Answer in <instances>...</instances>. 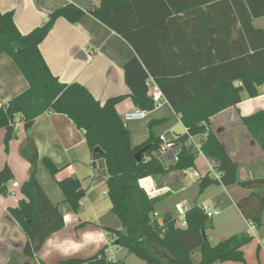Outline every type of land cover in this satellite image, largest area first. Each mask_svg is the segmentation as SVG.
<instances>
[{"label": "trees", "instance_id": "1", "mask_svg": "<svg viewBox=\"0 0 264 264\" xmlns=\"http://www.w3.org/2000/svg\"><path fill=\"white\" fill-rule=\"evenodd\" d=\"M221 1L224 0H200L197 4L190 2L185 8L177 0H101L99 8L90 11V14L138 51L144 50L143 34L171 25L182 14H207L204 6ZM247 1L251 21L263 18L264 5L256 0ZM85 14V11L70 4L51 13L48 20L30 34L22 35L14 22V13L0 11V56L13 59L29 84L25 93L0 106V130L6 131V150L17 137L18 118L28 132L37 118L45 113L67 116L78 130L83 131L91 151L99 147L103 152V155L95 156V161L102 162L107 195L112 204L111 213L122 226L119 230L104 229L114 236L118 247L147 264H246L244 248L253 242V236L239 234L212 246L206 233L211 218L200 206L186 213V228L178 226L177 218L171 214L165 215L164 225L160 227L153 215L161 198L150 199L140 187V180L152 177L158 182L172 172L195 168L197 155L185 143L189 134L206 135L201 144L202 152L208 160L216 162L222 176L217 181L211 173H207L199 180L201 193L213 185H238L250 191L237 203V207L245 220L257 230L264 227V178L241 181L240 165L232 160L228 149L212 130L213 117L238 106L244 98L254 99L261 95L264 85V32L253 29L252 36L249 35L247 40V50L211 58L204 68L195 63L186 69L159 76L144 60L134 58L124 67L130 94L111 98L102 104L81 84L61 83L52 74L40 51V45L58 19L64 18L77 24ZM179 59L181 54L174 56V60ZM149 77L159 84L171 108L187 129L184 135L176 137V143L183 147L179 152L180 160L175 165L166 166L155 156L160 149V136L155 135L153 129L165 120L149 122L148 140L133 147L130 132L117 111V106L127 98L132 99L135 108L154 110L146 84ZM242 122L264 151V110L243 118ZM144 149L142 160L137 162L136 154ZM22 153L31 166L30 176L22 186V199L9 212L28 239L23 256L33 259L46 241L65 227V220L59 205L51 202L37 179L39 154L34 142L29 139ZM42 163L52 177L61 172L49 158H43ZM13 180V171L6 165L0 170L1 197L11 194L9 184ZM58 185L64 194V201L75 214H80L86 196L82 182L69 177L59 181ZM196 251L200 253L199 263L192 258ZM57 264L125 263L109 261L107 249H102L91 258H70Z\"/></svg>", "mask_w": 264, "mask_h": 264}, {"label": "crops", "instance_id": "2", "mask_svg": "<svg viewBox=\"0 0 264 264\" xmlns=\"http://www.w3.org/2000/svg\"><path fill=\"white\" fill-rule=\"evenodd\" d=\"M177 1L185 8L190 2L196 4L200 2V0ZM256 1L264 5V0ZM100 3L101 0H0V11L14 13V22L22 35L30 34L42 26L51 13L67 5L72 4L85 11L86 14L77 24H72L64 18L58 19L40 45V51L52 74L61 83L81 84L102 104L111 98L130 94L125 81L124 67L134 58L144 60L159 76L171 74L181 68L186 69L195 63L204 68L211 58L215 59L221 54L230 55L240 50H247V40L252 36L253 29L264 32V17L251 21L248 15L247 0H224L209 7L204 6L203 9L208 11L207 14L196 16L182 14L176 17L171 25L143 34L141 39L144 50L137 51L122 36L90 14V11L99 8ZM148 22L153 23L154 21L148 20ZM177 54H181V59L178 61L174 60ZM28 89L29 84L15 61L9 56H0V106L22 95ZM134 109L135 105L131 98L125 99L117 106L121 117ZM262 110H264V85L259 97L244 98L238 106L231 107L212 119V130L228 149L232 160L240 165L239 178L241 181L264 178V151L253 140L242 122L243 118ZM19 119L17 137L11 143L8 155L3 151L6 131L0 130V170L8 165L14 175L13 182L9 184V190L11 194L20 190L14 202L11 201V196L7 197L8 203L0 197V242L3 243L0 246L7 258L10 257L8 247L10 244L11 249L14 248L20 253L16 264H57L70 258L87 259L95 256L102 249H107L108 257H111L114 262L122 261L129 264L130 255L133 254L120 247L115 253L112 249V245H115L114 236L104 229L119 230L120 228L116 217L111 215L110 199L111 205L106 209H101V196L95 191L102 188L103 197L108 198L106 177L103 176L104 168L102 164L99 169L97 168L98 161H95L83 131L78 130L67 116L55 113H45L37 118L28 132L24 130ZM153 120H165L153 129L157 136L169 134L176 138L187 132L170 104H165L153 110L146 120L125 122L133 147L140 146L148 140L149 122ZM180 126L184 130L182 134L175 132ZM206 137V135H199L195 136V139L203 144ZM29 139L34 142L39 154L37 179L51 202L59 205L65 220V227L52 235L33 259L23 256L28 239L9 212V209L17 207L22 199V186L30 176L31 166L23 153L20 155L21 160H18L16 156L17 148L19 153ZM43 158L51 159L61 169L58 176L52 177L49 174L42 163ZM205 172L204 176L209 173V170ZM62 174L66 177L60 178ZM182 175L187 176L185 172H172L158 182L152 177L147 178L148 181H152L154 189L170 190L153 199L164 198V196L173 194L176 188L182 187ZM98 176L102 178L100 181ZM204 176H197L199 184V180ZM69 177L78 178L86 190L80 214H75L70 205L64 201V194L58 185L59 181ZM16 178H21L18 183L19 188H13ZM87 184L94 185V187H91L89 191ZM190 185L191 182L188 181L187 187ZM218 186L220 190L210 198L216 210L221 212L219 216L222 214L226 216L229 213V217L232 213L237 214L238 218L233 221L228 218L224 226L217 223L212 228L213 233L219 235V241L215 245L239 234L253 236L251 224L245 220L237 207V203L247 197L250 191L238 185ZM210 188L212 187L203 193L208 192ZM185 189L182 187V190ZM89 210L92 215L87 218L84 214ZM165 215L160 218L164 219ZM82 224L85 225L81 226ZM257 232L264 236V227ZM206 233L208 235V231ZM209 242L212 245L210 240ZM261 248H263L262 244L255 238L244 248L246 264H264V255L259 256ZM109 251L111 254L108 253ZM255 254L258 259L257 263L252 261ZM223 264L243 263L226 262Z\"/></svg>", "mask_w": 264, "mask_h": 264}, {"label": "rangeland", "instance_id": "3", "mask_svg": "<svg viewBox=\"0 0 264 264\" xmlns=\"http://www.w3.org/2000/svg\"><path fill=\"white\" fill-rule=\"evenodd\" d=\"M175 132L182 134L184 132V130L180 126L177 128V130ZM11 143H10V145H11ZM10 145H9L8 150H6L5 143L3 145V147H4L3 151H4V153H6V155H8L7 153L10 151L9 150ZM21 154H22V150H19V153H18V148H17L16 156H17L18 160H21V157H20ZM101 164H102L101 161L97 162V168L98 169H99V166ZM207 165L208 164L205 162V160L201 156L196 157V168L188 169L187 171H185V174L187 176L182 175L183 176V179H182L183 186L182 187H185L186 189L182 190V187L176 188L173 191L174 193L173 194L171 193L172 195L169 194L167 196H164V198H161L160 202L158 203V205L156 207V213H158L159 217H163L162 215L170 213L174 218H177L178 221H181L184 218V216H182V214H184L182 211L183 208H186L188 211L195 206H200V207L201 206H208V207H211L212 210H216V207H214V205H213V200L210 197L212 195H214L217 191L220 190V189H218L219 186L218 185L211 186L212 188H210L208 192L201 193L200 184L197 182L199 179V177H197V176L198 175L204 176L206 173L205 171L209 170V167ZM29 166H30V164H29ZM59 177L63 178L66 176L65 175L63 176V174H62ZM20 180H21V178L15 179L16 183H20ZM188 181L191 182V185L189 187H187ZM86 187L90 191L91 187H94V185L87 184ZM103 191L104 190L101 188L99 191H95V192L101 196L100 197L101 209H106V207H109V205H111V204H110L109 198L103 197ZM19 192H20V190L16 191L15 194L9 195L12 198V200H11L12 202H14L15 198H17L16 196L19 194ZM162 199H163V201H162ZM2 200L4 202L8 203L7 197L6 198L3 197ZM231 212H233V211H231ZM228 214L229 213H227L226 216L222 214L221 216H215L214 218H211V223H210L209 227L207 228V231H208V235H209V240L211 241L212 245H215L219 241V235L217 236L215 233H213L212 228L217 223L219 225L224 226L227 223L228 218H231V221L237 220V218H238L237 214L233 215L232 213H230L229 217H228ZM91 215L92 214H91L90 210L84 214V216H86L87 218L91 217ZM111 215L114 216L112 213H111ZM117 222L119 224V228L121 229L122 226L120 225V222L118 220H117ZM257 238L260 239L261 244L264 245V236L258 233ZM114 240H115V238H114ZM2 244L3 243L0 242V245H2ZM8 247L10 250V257L8 256V258H7V255H5V252L2 251V248L0 246V264H14L15 262L18 263L20 253L16 252L14 248L11 249L10 244H8ZM118 248L119 247L117 245H112V249L115 253H117ZM108 253L111 254V251H109ZM260 255L261 256L264 255V246H263V248L260 249L259 256ZM192 258H193V261L195 263H199L200 253L198 251L194 252ZM8 261H9V263H8ZM252 261H254V263H257L258 259H257L256 254L252 258ZM129 264H147V263H145L144 261H142L141 259H139L138 257H136L134 255H130ZM249 264H251V263H249Z\"/></svg>", "mask_w": 264, "mask_h": 264}, {"label": "built area", "instance_id": "4", "mask_svg": "<svg viewBox=\"0 0 264 264\" xmlns=\"http://www.w3.org/2000/svg\"><path fill=\"white\" fill-rule=\"evenodd\" d=\"M147 87L149 88V92L151 95V98L154 102V110H157L164 106L165 104H169L163 91L161 90L159 84L155 81L154 78L149 77L147 82ZM152 111L150 110H143L139 108H135L132 111H129L124 114L123 119L125 122H132V121H143L148 118ZM176 138L169 135V134H162L160 135V149L157 154H155L156 158L160 160L164 165H175L179 162V152L182 149L183 145L176 143ZM186 147H189L192 149V151L197 155L201 156L207 163L209 167V173H211V176H213L217 181H220L222 174L218 172L216 168V162L208 160L205 155L202 152L201 143L197 142L195 139V136H192L189 134L188 140L185 143ZM18 183L13 184V188H19ZM140 187L148 194V196L153 199L156 196H161L163 194H166L170 192V190H156L154 189V185L152 181H148L147 178L140 180ZM1 197V196H0ZM201 209L203 212L209 217L214 218L215 216H219L221 212L219 210H212L211 207L208 206H201ZM184 218L183 220L177 222L179 223V226L181 228L187 227V221L185 218L187 209L183 208ZM153 218L157 221L158 225L162 227L164 225V219L160 218L158 213H154ZM251 229L253 232L254 238L257 239V241L261 244V240L257 238L258 230L256 227L251 224ZM264 245H262L263 247ZM109 261H113V259L110 257Z\"/></svg>", "mask_w": 264, "mask_h": 264}, {"label": "water", "instance_id": "5", "mask_svg": "<svg viewBox=\"0 0 264 264\" xmlns=\"http://www.w3.org/2000/svg\"><path fill=\"white\" fill-rule=\"evenodd\" d=\"M144 152H145V149L141 150L139 153L136 154L135 159H136L137 162H140L142 160ZM97 154L103 155V152L101 151V149L99 147L95 148L94 151H93L94 158H95V156ZM118 244H119L118 242H115V245H118Z\"/></svg>", "mask_w": 264, "mask_h": 264}]
</instances>
